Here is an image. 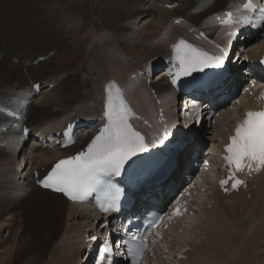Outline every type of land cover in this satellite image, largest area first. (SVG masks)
Masks as SVG:
<instances>
[{"label": "bare ground", "instance_id": "bare-ground-1", "mask_svg": "<svg viewBox=\"0 0 264 264\" xmlns=\"http://www.w3.org/2000/svg\"><path fill=\"white\" fill-rule=\"evenodd\" d=\"M128 1L130 0H124V7H127ZM175 1H177L178 4L173 8L167 9L165 7V3H173ZM228 2L230 3V8H236L239 0H169L164 4L162 0H153V4H150L147 7L144 6L143 2L139 3V5L134 7L129 13H126L127 19L129 18L131 21L130 24H127V26L125 25L128 30L140 29L139 34H136L131 38L126 37L125 40H118L116 44V51L112 47L110 53L107 54L110 60H108L107 56L101 55V47H99L98 50L92 49L90 51V57L93 62L89 64L87 72L90 73L92 70H94V72H96V74H99L100 78L105 81V84L103 86H99L97 91V87H94L95 91L93 88L87 89L83 93L81 98H63L60 93L61 85L59 86V84L62 81L64 82L65 80L62 79L61 82L56 83L57 81L54 82L55 78L52 79L50 77H47L43 80L44 87H48L45 89H47L51 93H46L45 97L41 99L40 102L33 101V97L36 95V92L33 89L28 90L26 88V85L24 84V86H19L20 84H13V91H9V89L2 90L0 92V98H2L3 101H7V103L14 104L13 108L10 109L16 110L23 116L22 119L18 121L20 126L27 125V127H30L34 133L41 129H44V132L55 133L57 130L62 129L68 122L79 119H82L83 121L100 119L103 117V113L105 111L108 91L112 90V88L115 86L112 77H109L108 74H105V71L111 69L114 66H118L119 68L123 69L122 67L125 63V59L120 56V53H117L121 44L131 41L134 42L135 40H137L138 42L145 41L147 39V36L149 35L145 34L146 27L160 30L163 27L162 25L165 23L164 16L168 15L171 12H174L175 10H182L184 12L183 15L174 16L173 20L179 17H183V22L178 25L172 23L169 26L173 27L174 31L179 32V34H169L170 32H167L168 35H166V37L169 38L171 42L169 45L160 44L158 45L159 48H156V46L150 43V47H145L146 58L144 57L145 59L141 60L140 64L136 66L135 72H129V75L133 73L140 75V72H144V75L147 74V76L144 77V80L143 77L140 78L144 82H141L138 87L135 84L129 82L127 84L126 92H124L128 95V97L135 96L137 100H140V102H135V107L141 110V113L138 111H136V113L138 112L152 125L154 124V119H158L159 114L154 117L152 116V114H154V107L152 106L150 101H148L147 105L143 101V96L148 94L150 95L148 96V99L154 97L156 102H160L162 100L160 105L158 106L157 111L159 112V110L165 107L162 110L165 117V122H163L162 126L166 125L171 128L172 124L176 121V116H172L171 114L173 113H171V110L166 107V104L168 103H166V99H170V101L174 104L176 102L177 93L171 87L167 77H165L167 65L163 66L165 68L162 69V74L160 75V77L157 80L152 81L151 86H148L147 81L149 79L151 71L153 70L152 68L161 65L165 60L171 59L175 52L174 45H177L180 40H183V37L194 36L193 34L190 35L189 33L184 31L186 30L184 29L186 26L188 30L194 26H197L196 33H198L200 30L205 31L206 35L211 38L214 37L213 39L216 40V44H218L220 41H224L226 38V28L219 27L216 21H214L215 17L213 15L215 12L222 10ZM18 7L19 6L16 1L12 3H6V0L5 2H2L0 0V37L2 36L3 38V40H0V65L3 66L2 71L4 73L2 74V76L4 78H9V76L12 75L11 73L14 71V69H16V66L9 59V57L13 56L14 54L15 46H13V43L10 42V38L5 40V37L10 35L11 32H5L6 34H4L3 29L6 28H4V26L9 20H14L13 17L8 16L9 9L13 10V12L16 14L15 18H19L20 10L18 9ZM151 13H158L162 22L158 21L156 25L148 24L146 27L142 26L138 28L136 20ZM10 36H12V34ZM153 38L158 39L159 42H163V40H161L162 36H160L159 38V35H156ZM193 39L196 41V36L193 37ZM36 40L37 33L32 32L30 36L25 37V40L18 44L23 46H32L33 42H36ZM202 43H204V45H208L204 41H202ZM50 51H52V49H48L42 54L32 53L33 55H29V53L24 52L20 54V59L17 56L16 57L19 59L21 66L22 64H24L23 68L25 70L27 68H32L33 61L40 56H45L46 60L49 59L52 55V52ZM245 53L253 57L259 56L264 53V40L259 45L257 51L251 48H246ZM123 54L124 53H122V55ZM125 54L129 55L130 53ZM29 56L34 57L31 61L32 65L27 63L26 68V62L31 60V58L29 60L27 59ZM243 58H245V54H243ZM37 65H44V63H37ZM123 73H125V70L122 71V73L117 77H115L119 82H121V75ZM18 74L20 77L21 71H19ZM3 77L0 78V81L3 79ZM37 82L38 80L35 79L31 83V86ZM52 83H54V86L50 88V84ZM125 84L126 82L124 83V85ZM21 88L25 89L27 92L22 91ZM153 89L155 94L151 93ZM145 92H147V94H145ZM25 104H27V107H24ZM52 106L55 107L53 110H51ZM191 106L192 104H184L183 108H186L185 110H188V107ZM201 112H204L206 114V110H201L200 113ZM184 115L185 113L182 116ZM234 121L236 120L233 118L230 119V117L228 118V124H231ZM13 122L16 121L8 119L4 115L0 114V128L2 126H9ZM139 126L142 127V124H139ZM93 127L94 126L92 125L91 128ZM21 128L20 131L16 133L21 134L23 132ZM153 129L155 128L153 127ZM89 130L90 129H84L77 132L76 144L72 148L67 149L63 152L58 148L41 147L40 143L30 146L28 153H26L25 149L21 150L16 157H20V159L18 160L24 159V163L22 165L24 166L23 170L20 169V167L22 166H18V170H14V163L12 162V156L14 155L10 153V149L8 146L10 144V141L9 144L1 146V142L3 143L5 141L8 143L9 135L8 133L5 134L0 131V215L8 216L7 219L3 218L2 221L0 220V249L9 241V238H4L1 235V232L11 224V227H13L17 223L19 225L21 223L20 219L29 217V221L32 222V225H34V227L26 225V223H21V233H17V231L14 232V228L11 229L10 227L11 230L9 233V237L15 233V237H17L19 240V244L16 247L15 252H17V250L20 248L19 246L21 244L28 243L36 247L39 246L38 255L34 256L31 261L29 260V264H79L78 262L80 256L83 255L82 252L87 246L85 245V235L88 230H93L90 228V223L86 221V219L88 218L86 216V211L90 210V208L86 204L70 203L59 194L40 189L34 184V177L35 172L39 173L42 168L50 166L53 161L60 158L62 155H71L72 153L82 149L88 142H90L94 134V132H91ZM147 130L149 131L150 129ZM191 140V145L185 147L182 151L177 152L175 156L176 163L179 165V167L173 172L172 177H175L174 184L176 185L183 183V180L181 178L179 180L176 177L178 175V172L181 173V171H185V173L188 174L185 169L182 170L180 168L184 167V164H186L185 161L189 160V153L194 149V147H196L194 134L192 133L187 135L184 142L190 144ZM198 140L199 139H197V141ZM261 174H264V171ZM204 179L209 184L213 181L210 174L207 175ZM260 187L264 188V183L261 184ZM263 191L264 189H260L257 191V193L259 194ZM212 192H215V190H212ZM218 197H221L220 194H218ZM256 199H258V196H256ZM260 200H262V198H260ZM222 203H220L219 205H215L213 210L210 211L208 217H210V220L212 221L211 230H215L218 233L219 238L225 239L223 243L226 249L229 248V252L228 250L226 251L225 248H220V246H213L206 249H202L199 247L194 251L195 260L191 264H202L207 261H209L208 264H256L257 262V264H264V260L261 262H259L258 259L255 260V255L252 253L244 257L246 261H240V258H237L235 256V244L239 241L242 242L244 240L241 237L238 236L237 238V236L232 234L235 220L233 219L234 217L229 213L233 211V208L226 205L223 206L221 205ZM226 204L228 205V203ZM79 206L80 208L84 206V209L87 210H83L80 213L77 210ZM67 208L69 210L67 211L69 223L63 231H65L67 228H70V225L71 227L75 228L73 230L69 229L65 231L63 235L65 236V238L60 241L58 240V238L54 237H57L60 233L62 234L61 221L65 216ZM224 212L226 213V215H224ZM221 213H224V219H222V217L220 216ZM96 218L97 215L94 214V219ZM81 219L83 220L81 221ZM10 221L12 222L10 224H7ZM177 223L179 224L173 226L170 230L171 232H173L174 237L171 238L173 240L179 238V236L174 233L177 230L178 226H182L186 223L187 228L189 230L191 228L190 223L187 219L179 221ZM225 228H227L228 230L225 231ZM224 231L227 233V235L223 234ZM190 234H192L194 238L195 235L193 233ZM37 235L45 236L46 238H34ZM233 238H236V242L233 241ZM186 242H188V239H184L183 241L179 242V247L183 244H186ZM176 246L177 244L173 246V248L177 249ZM255 251L259 252V249H255ZM15 252L13 253V257H4L3 264H11L13 258H15ZM2 254L3 253L0 250V255ZM257 254L259 255L260 253ZM212 261L214 263H212Z\"/></svg>", "mask_w": 264, "mask_h": 264}, {"label": "rangeland", "instance_id": "rangeland-1", "mask_svg": "<svg viewBox=\"0 0 264 264\" xmlns=\"http://www.w3.org/2000/svg\"><path fill=\"white\" fill-rule=\"evenodd\" d=\"M1 1L5 2V0H1ZM15 1L18 3L19 6L18 9L20 10V16L19 18H15L16 14L13 12V10L9 9L8 16L13 17L14 20L12 19L9 20L10 22L8 21L6 23V25L4 26V28L5 27L6 28L3 29V31L4 34H6L5 32L7 33L11 32L12 34V36H10L11 35L10 34L7 37H5L6 38L5 40L10 38L11 39L10 42H12L13 46H15L14 54L13 56L9 57V59L11 62L14 63L16 69H14V71L11 73L12 75L9 76V78H4L2 76V74L4 73L2 71L3 66L0 65V71H1L0 78L3 77V79L0 81V92L5 89L6 90L9 89V91H13L12 88L14 86L13 84H20L19 86L26 85V88L28 90H31V83L36 79L38 81L43 82L42 91L36 94L35 98L33 97L34 98L33 101L36 102L37 101L40 102V100L45 97L46 93L48 94L51 93L50 91L45 89L48 87H44L43 80L46 79L47 77H50L52 79L55 78L54 82L57 81L56 83L61 82L62 79L65 80L64 82L62 81L59 84V86L61 85L60 93L63 98H68V97H73L74 99L81 98L83 93L87 89H91V88L94 89V87H97L96 89L97 91L99 86H103L105 81L100 78L99 74H96L94 70H92L90 73L87 72L89 64L93 62V60L90 57V51L92 49L98 50L99 47H101L100 48L101 55L107 56L108 60H110L107 54L110 53L112 47L116 51V44L118 40H122V39L125 40L126 37L131 38L134 35L140 33L139 31L140 29L128 30L125 27V25L127 26V24H130L131 21L129 18L127 19L126 13H129L134 7L138 6L139 3L143 2L145 7L149 6L150 4H153V0H130L127 2V7H124V0H6V3L8 2L12 3ZM167 1L169 0H162L163 3ZM183 13L184 12L182 10H175L174 12H171L168 15L164 16L165 23L162 25L163 27L160 30L159 29L155 30V28L151 29L146 27L148 24L156 25L158 21H161L160 15L158 13L156 14L151 13L145 17H140L138 20H136V24L138 28L142 26L146 27L145 34L146 35L149 34L147 36V39L143 42H138L137 40H135L134 42L131 41V42L122 43L121 46L119 47L120 52L117 51V53H120V56L123 59H125L124 61L125 63L122 67L123 69L119 68L118 66H114L111 69L106 70L105 74H108L109 77H112V79L115 80V83L117 85L120 84L124 85V83L126 82V84L124 85L126 88L127 84L130 82L138 87L140 84L139 81L137 83V79L133 78L134 75L133 76L129 75V72L131 73L135 71L136 66L140 64V61L146 58L145 47H150L152 44L156 46V48H159L158 45L160 44L169 45L171 43L170 39L166 37V35H168L167 32H170L169 34H173V33L179 34V32L174 31L173 27H169V26L172 24L174 16L183 15ZM187 30L188 29L186 28V31ZM32 32L37 33V40L36 42H33L32 46H23L18 44L21 43L23 40H25V37L30 36ZM156 35H159V38L160 36H162L161 40H163V42H159L158 39L153 38ZM261 38L262 40L260 41V44L264 40V34L262 35ZM0 40H3L2 36L0 37ZM259 45H257L254 50L257 51ZM48 49L49 50L53 49L55 51L54 53L53 51H50L52 52L51 53L52 55L49 59L40 61V63H44V65H37L35 64L36 61H34L33 67L28 69L27 63L32 65L30 61H28L26 62L27 69L24 70L23 68L24 64H22L21 66V63L17 60V57L20 59V54L24 52L29 53V55H33L32 53L42 54L44 53V51H47ZM122 53L124 54L122 55ZM125 53H130V54L128 55ZM33 57L29 56L27 59L29 60L30 58L32 59ZM161 69L163 68L160 66L155 68L151 72L150 75L151 79L157 80L159 76L162 74L160 71ZM124 70L125 73L121 75L122 76L121 82H119L118 79H116L115 77L121 74L122 71ZM19 71H21L20 77L18 74ZM21 90L26 91L25 89L22 88ZM147 96L150 95L147 94ZM153 98L154 97H151V99ZM166 103H167L166 107L171 110V113H173L171 115L172 116L175 115L177 119L178 115L173 111V106L176 105V102L173 104V102H171L170 99H168ZM0 104L2 103L0 102ZM51 108H52L51 110H53L55 107L52 106ZM175 109H177V106L175 107ZM201 115H202V119H204L207 114L201 112ZM229 117L230 116H228L227 119L224 121V124L226 126L230 125L228 124ZM230 119H232V117H230ZM175 122H178L177 123L178 127L180 126V128L182 129L187 124V122H183L182 119H177ZM218 123L220 125L219 121ZM183 130H188V129H183ZM195 130L200 131V134L202 135V137H204V141L208 139V141L210 142H212V139L216 138V136H214V131L215 132L218 131L217 127H214V131L213 128L210 129L209 125L206 124V122L202 124H197ZM196 131H192L193 132L192 134H194V138L196 137L195 135H198ZM197 139L199 138H195L196 143L200 141V139L198 141ZM215 144H216V139L213 140V145ZM211 173L212 175H214L213 171H211ZM208 184L209 183L205 181V183L201 187H204ZM260 189H264V188L260 187ZM207 191L208 189L204 191L207 194L204 195L203 198H207V199L215 198L216 201L215 205H219L220 203L225 202L222 203L221 205L223 206L226 205L233 208V211L229 213L231 216L234 217L233 219L235 220L232 234L237 236V238L239 236L244 240L242 242L239 241L235 244V248H234L235 256L237 258H240L239 259L240 261H246L244 257L252 253L255 255V260L258 259L259 262L263 261L264 260V256H263L264 254L263 253L264 252V209H263L264 193L263 192L264 191L259 194L256 192L253 198L251 199V203L242 198H236L234 201L232 199H229L228 201L230 202L225 201L222 197H221L222 199L220 200L218 199V195H216L217 191L212 192L210 190L209 193ZM256 196H258V199H256ZM260 198H262V200H260ZM196 199L201 200L202 199L201 194L200 195L197 194ZM226 203H228V205ZM200 208H202V204H199L198 209ZM77 210L78 212L81 213V211L83 210L85 211L87 209H84V206L81 208L79 206ZM67 211H69L68 208L66 210L64 218L61 221L62 234L60 233L57 237H54V238H58V240L60 241L65 238V236H63L65 231L69 229L73 230L75 228V227H71V225L69 224L70 226L69 225L68 226L70 228H67L65 231H63L66 228L67 224L69 223ZM224 213H221L220 215L222 219L225 218V217L223 218V216L226 215V213L225 214ZM5 216L6 215H2V216L0 215V220L2 221L3 218L7 219L8 216L6 217ZM186 219L190 223L191 228L189 231L190 233H193L195 235L194 238H197L199 232L200 234L205 232L206 234L211 236L209 237V240H206L203 244L196 245L197 246L196 248L200 247L202 249H206L213 246H220V248H225V245L223 243L225 239L219 238L218 233L215 230H211L212 228L211 220H210L211 221L210 224L208 221L205 226V222L207 218L203 219L201 216H199L197 218L199 219V221L190 220L189 218ZM82 220L83 219H81V221ZM11 222L12 221L8 222L7 224H10ZM20 222L22 224L26 223V225L34 227V225H32V222L29 221V217L20 219ZM94 222L95 219L93 216L91 222L88 221V223H90L91 227L94 228L95 227ZM21 223L19 225L17 223L13 227H11L12 226L11 224L9 227L5 228L1 232L2 233L1 235L4 238H9V241L6 244H4V246L1 247L0 249L1 252L3 253L2 255H0V264H3L4 257L5 258H8L9 256L13 257V253L16 251L15 249L19 244V240L17 237H15V233L12 234L10 237H9V233L10 230L13 228H14V232L17 231V233H21L22 230ZM200 225L202 228L200 227ZM236 227H239L240 229ZM198 229L199 231H197ZM224 230L227 231L228 229L225 228ZM178 231H179V227L174 232L176 235L179 236V238L175 240L171 239L172 237H174L173 232L169 231L170 233L168 232L166 235V239L170 238L168 239V241L170 242L169 249L172 251L176 250L175 248H173V246H175L177 243L183 241L184 239H188L189 241L191 237L193 238L192 234L190 233H188L189 235L185 238V236ZM225 231L223 234L227 235ZM37 237L46 238L45 236H41V235L39 236L37 235L34 238ZM200 240H204V239L200 238ZM233 241L236 242V238H233ZM19 247L20 248L17 250V252H15L16 253L15 258H13L11 264H29L30 262L28 261L29 260L31 261V259L34 256L38 255L39 246L36 247L34 245H30L26 243V244H21ZM176 247H179V245ZM228 249L225 248L226 251ZM255 249H259V252H256ZM257 253L260 254L258 255ZM192 255L193 257H195L194 253ZM171 259H173V261ZM168 261L171 264H174V257H172L171 255L170 256L165 255L162 260H158V262H160L161 264H169L167 263ZM193 261H190L189 263L191 264ZM208 262L209 261L204 262L202 264H208ZM212 263L214 262L212 261Z\"/></svg>", "mask_w": 264, "mask_h": 264}, {"label": "snow or ice", "instance_id": "snow-or-ice-1", "mask_svg": "<svg viewBox=\"0 0 264 264\" xmlns=\"http://www.w3.org/2000/svg\"><path fill=\"white\" fill-rule=\"evenodd\" d=\"M243 8L256 10L253 0H247ZM258 11V19L264 22V8ZM224 15L226 18L222 19L221 23L252 24L254 22L248 16L234 19L230 11ZM229 35L236 33L232 32ZM174 48L179 68L172 76V84H176L180 77H191L209 68H223L227 58V53L223 49L220 55H209L186 44L183 40L174 45ZM261 62L264 63V60ZM103 115L106 123L87 145L86 151L59 160L51 172L37 182L43 188L61 193L72 200H84L95 193L101 209L107 212L115 206L123 191L111 182L110 177H119L128 169L137 167L144 154L149 152L151 143L130 123L132 112L120 95L119 89L115 96L109 92ZM169 135L166 126L158 142L164 144L169 140ZM229 140L230 142L225 146L227 154L224 159L230 169L232 166L236 171L242 170L245 166L251 169L253 163L257 170L264 166V111H247L244 119L236 125L234 134ZM226 183L227 180L221 181L222 185ZM241 183L242 181L237 179L232 187L235 188ZM92 239L96 240L98 237L93 236ZM146 247V237L138 239L133 236L126 242V253L132 258L133 264H136ZM104 251L107 252L108 249L105 248ZM108 264H112L111 259Z\"/></svg>", "mask_w": 264, "mask_h": 264}]
</instances>
